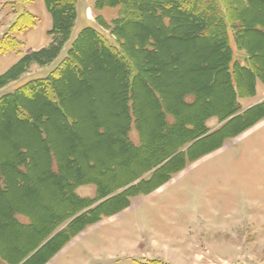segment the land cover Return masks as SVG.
Here are the masks:
<instances>
[{
	"label": "trees",
	"instance_id": "obj_1",
	"mask_svg": "<svg viewBox=\"0 0 264 264\" xmlns=\"http://www.w3.org/2000/svg\"><path fill=\"white\" fill-rule=\"evenodd\" d=\"M78 1L44 0L45 8L52 18V28L48 32L52 39L51 43L45 49L28 51L22 55L18 62L0 75V89L19 80L27 73L30 66H47L57 60L71 41L78 18ZM105 8L118 9L117 18L111 23H107L101 15L96 17V21L109 33L113 41H109L94 28H85L72 42L66 57L49 76L29 81L0 97V112L3 111V118L15 126L28 125L37 131V138L23 136L24 144L17 148L14 156L11 155L9 145L0 146V196L8 201L3 213L0 212V258L6 264H46L89 226L120 212L129 205L131 197L144 194V188L163 185L188 164L221 148L226 141L241 135L264 119V102L242 112L236 93V87L238 89L241 83H244V87L250 90L251 94L254 93L257 81L264 85V60H260L261 56L257 53L260 50V53L264 54V43L245 40V36H252L264 42V18H262L264 0L95 1V11ZM255 8L259 9L260 14L256 13ZM252 14L261 18L254 20ZM133 23L137 25L136 30L131 29ZM35 25L36 17L24 11L18 15L11 29L25 31ZM124 30L132 31L131 36L122 35ZM184 33L188 34V37L182 38ZM231 37L237 49L243 53L244 63L243 65L237 61L232 69ZM83 39L87 41V46L97 44L101 52L107 56V60L113 62L120 72L118 73L120 76L116 75V78L120 77L117 82L122 84L120 89L124 92L125 116L121 114V117L115 120L112 125L115 131L109 134L110 141L122 148V153L133 157L144 153L145 137L149 130L147 131L148 128L145 127L142 117L140 118L141 107L138 105L137 85L150 95L157 110V114L149 118L159 132V138H168L171 143L179 136L173 146H169V142L165 141L167 143L165 150L159 152L158 156H154L149 162H145L148 166L143 167L142 172L139 174L136 172L133 177L129 176L132 179L129 178L125 183L120 182L116 186H108L107 177L104 178L107 186L103 183L104 180L90 177L89 174L94 175L97 172V164L90 158L86 160L85 165L90 173H84L77 158L70 153L71 151L62 149L59 137L55 139L53 136L51 130L53 118L42 114L38 121L31 106L35 100L43 99L53 108L57 117L63 118L64 129L70 130L72 136L75 135V125L78 120L65 109L61 85L65 80L72 78L79 83L87 81L85 73L91 71V68L86 69V59L80 51ZM181 41L194 44L200 42L201 58L198 61H201L196 71L199 76L183 82V86L175 92L163 93L160 86H164L167 82L161 78L160 70L169 68L170 73H177L178 67H175L176 65L171 67V64L178 62L181 56L171 50ZM22 45L23 43L16 37H9L7 40L3 38L0 54L17 51ZM154 70L158 74L153 75ZM147 74H150V78ZM217 79L219 83L223 81L227 86V89L223 88V92L218 94L214 91L217 89ZM204 81L207 83L205 87L202 86ZM185 88H189L190 92L180 93ZM213 92L214 98L211 102L206 96ZM176 95L179 96L177 101L179 106L170 102V98L173 100ZM224 95H227V100L226 97L223 99ZM216 96H220L224 103L214 115H208L198 121L189 118L192 113L208 109ZM202 98L203 100L205 98L206 103L202 110L183 113L182 108L193 110ZM122 117L126 122L121 121ZM132 117L135 118V126L139 134V145H134L128 135ZM211 118H217L218 122L223 124L211 130L207 126V121ZM106 134L104 128H96L98 138L102 139ZM73 143L75 147L78 144L75 141ZM202 145L203 147H200ZM161 155L163 157L159 159ZM153 169L156 170L148 178L131 187H124ZM114 177L115 174L112 178ZM90 183L97 185L96 196L79 197L76 193L77 188ZM39 185L44 186V188L42 186L43 193L48 195L53 192L59 195L58 200L51 201L56 210L45 217L39 216V213L35 214L30 209L27 210L30 207L25 199L17 198L20 192L29 195L41 192ZM19 205H22L23 209L19 208ZM45 227L48 228L44 229ZM5 230L17 232L38 230L39 233L30 232V237L27 239L22 236L14 238L13 235L8 237ZM8 243L11 246H18L20 252L12 248L13 256L8 254L11 252L6 249Z\"/></svg>",
	"mask_w": 264,
	"mask_h": 264
},
{
	"label": "rangeland",
	"instance_id": "obj_2",
	"mask_svg": "<svg viewBox=\"0 0 264 264\" xmlns=\"http://www.w3.org/2000/svg\"><path fill=\"white\" fill-rule=\"evenodd\" d=\"M78 2V9L82 10L91 5L90 15L94 21L99 15L107 23H111L117 18V8H105L101 11H95L94 0H80ZM24 11L35 15V27L25 31L12 30L11 28L18 15L24 13ZM255 11L260 14L258 8H255ZM51 26V18L43 0H0V48L3 47V38L7 40L9 37H16L18 41L23 43L17 51L0 54V75L12 67L22 55L28 52L29 48L41 45L48 38V30ZM136 27L137 25L133 23L131 29L136 30ZM131 33L132 31L124 30L121 34L130 37ZM184 36L188 37V34L185 35L184 33L181 37L184 38ZM248 39L264 43L259 38L245 36L247 42ZM178 44L171 50V52H177L181 56L178 62L171 64V67L174 65L178 67L177 73H170L169 68L160 70L161 78L167 82L164 86H160L163 93L165 91L167 93L175 92L183 86V82H188L190 79L199 76L196 71L201 61H198L201 58L200 42L194 44L181 41ZM207 46L211 47L208 44ZM80 51L86 59V69L91 68V71L85 73L87 81L79 83L75 78H72L68 81L65 80L61 85L65 109L78 120L77 125H75V135L72 136L70 130L64 129L63 118L57 117L53 108L49 107L43 99L32 102L31 106L35 111L33 114L35 113L34 115L38 118V121H40V115L42 114L53 118L51 124L53 136H55V139L59 137L63 146L62 149L71 151L70 153L77 158L85 171L84 173H90L85 168L86 160L90 158L97 164V172L94 175L89 174L90 177L104 180V183V178L114 179L112 177L115 174L117 176L116 180L109 182L108 186H116L120 182L125 183L128 181L129 176L133 177L142 172V169L148 166L145 162H149L154 156H158L159 152H163L169 139L159 138V132L149 118V116L154 117L157 110L153 106L150 95L146 94L137 85L138 105L141 107L140 118L142 117L145 127L148 128L147 131L149 130L145 137V150L143 155L136 154V157L122 153V148L117 147L109 139V134L115 131L112 127L115 120H118L121 114L125 116L123 107L124 92L120 89L122 84L117 82L120 77L116 78V75L120 76L118 74L120 72L117 71L113 62L107 60V56L101 52L97 44L87 46V41L83 39ZM260 52V50L257 52L261 56L260 60H264V54ZM65 56V53L61 54L54 66H57ZM33 71L34 69L30 66L27 73H25L26 76L28 75V78L33 77ZM156 74L158 72L154 70L153 75ZM147 76L150 78V74H147ZM28 80H22L19 85ZM206 82L204 81L202 86H207ZM216 84L217 89L214 91L217 94L223 92V88L227 89L223 81L219 83L217 79ZM16 87H7L4 93L3 91L0 92V96L12 92ZM213 94L214 92L206 96L211 99V102L214 98ZM178 97L176 95L173 100L169 97L170 102L179 106ZM204 105H206L205 98L204 100L202 98L195 109L182 108V111L183 113H191L194 110H202ZM210 124L211 127L219 126L217 122ZM97 127H102L107 131L104 138L101 139L96 136ZM177 132H179L178 129ZM23 136L37 138V131L28 125L15 126L3 118V111H1L0 146L9 145L11 155L14 156L17 148L24 144ZM74 141L79 145L73 146ZM162 157L163 155L158 158L161 159ZM1 158L3 159L2 154ZM202 158L200 161L194 162L196 163L195 166L193 165L194 167L187 174L174 182L168 191H159L163 185L150 189L144 188V194L131 197L129 205L120 212L107 216L98 223L89 226L87 231H83L84 234L81 233V237H75L77 239L74 238L73 242L68 243V246H66L69 248L63 251L59 258L51 264H163L160 259L169 261L171 264H264V121L246 133L228 140L223 148L217 149L215 153ZM112 165L116 166L115 171L110 170ZM103 170H106L104 174ZM39 173L42 174L43 172ZM222 183H229L230 186L227 184L229 187L227 190L229 191L217 192L218 189L216 190L215 186ZM42 186L39 185L41 187L39 193L29 195L20 192L17 194V198L25 199L30 207L27 210L30 209L35 214L39 213V216L45 217L56 210L51 201L58 200L59 195L53 192L48 195L43 193L44 186L43 188ZM105 186L107 185L105 184ZM92 191H94V188L90 187L78 189L81 196H89ZM157 191L162 193L157 195L153 203H160L159 206L155 207L154 204L152 206L148 201L138 205L144 201L145 197L153 195ZM214 191L217 193H213ZM208 196L230 199L242 197L240 207H242V212H244L246 218V226L237 234L232 235L224 230L216 236L205 232L204 247L196 256H190L186 252V248L179 245L173 246L174 249L169 248L170 246L166 242L170 236L166 231H172V229H168L169 225L176 227L174 222L176 221L175 217L178 218V211L175 205L179 206L182 199H203ZM132 202H138L137 206L133 207L135 204L133 205ZM167 202L171 203L165 205ZM7 203L8 201L0 196L1 213H3ZM18 207L23 209L22 205ZM24 210L26 211V209ZM65 210L63 213H65ZM152 224L156 227L157 232H161V234H150L152 233L150 231ZM30 232L39 233L38 230L18 232L5 230L8 237L13 235L14 238L22 236L26 239L30 237ZM134 245H136L135 248ZM17 247L8 243L6 249L8 252L11 251L8 254L13 256L14 251H19ZM0 264L5 263L0 260Z\"/></svg>",
	"mask_w": 264,
	"mask_h": 264
},
{
	"label": "crops",
	"instance_id": "obj_3",
	"mask_svg": "<svg viewBox=\"0 0 264 264\" xmlns=\"http://www.w3.org/2000/svg\"><path fill=\"white\" fill-rule=\"evenodd\" d=\"M94 3H95V0H94ZM90 13H91V5H89V7H85L83 10L82 9L78 10V18H77L74 30L72 32L71 41L65 46V48L63 49L61 54L65 53V55H67V52L72 45V42L77 38L79 33L85 28H94L98 32H100L101 34L105 35V37L108 38L109 41L114 40L109 34L107 35V31L103 30L101 25L99 23H97L96 20L94 21L91 18ZM50 18H51V16H50ZM51 22H52V18H51ZM51 28H52V26H51ZM51 28L48 30V32L51 30ZM47 36H48V38L41 45H39V46L35 45V46L29 48L28 51H40L42 49L47 48L50 45L51 40H52L49 35H47ZM231 49H232V54H233V64L231 65V69H232V66L234 65V63L237 61H239L240 63H242L244 65L243 53L237 49L232 37H231ZM58 59H59V57L57 58V60ZM57 60H55L52 64H49L47 66L32 65V68L34 69V71H33L34 73H32L33 77L28 78L27 77L28 75L26 76V74H25L24 76L21 77V79L15 81V82H12L7 87L17 86L16 87V89H17L18 87L26 84L29 81H34V80L46 78L60 64L59 63L57 66H54V64ZM35 72H37V73H35ZM25 79H29V80L27 82L19 85L20 84L19 82H21L22 80L24 81ZM235 82H236V80H235ZM241 84H242L241 85L242 87L238 86V89L236 87V93H237V101H238L239 105L241 106L242 112H245V111H247V110H249V109H251V108H253V107L264 102V85L262 84V82H260V81L256 82L253 94L250 93V90H248L244 87V83H241ZM7 87L0 89V92L3 91V93H4V91L6 90ZM2 96H0V97H2ZM263 121H264V119L259 121L253 127H257ZM213 122L214 123L217 122L219 124V126H221L223 124V123L218 122L217 118H211L207 121V126L211 130H215L216 128L219 127V126L218 127H211L210 123H213ZM250 129H248V130H250ZM248 130H246L243 133H246ZM103 131L104 130H101V132H103ZM128 135H129L131 142L134 145H139L140 139H139V134L136 130L134 117H132L131 127H130V131H129ZM226 142L224 143V145L226 144ZM223 146L221 148H223ZM221 148H219V149H221ZM182 151H184V150H182ZM215 151H217V150H215ZM215 151L208 153L207 155L203 156V158L215 153ZM200 160H201V158L195 162H198ZM194 164H196V163L193 162V163L188 164L183 170H181L177 174L173 175L172 178L169 181H167L166 184H163V186L160 188L159 191H162V192L168 191L174 182H176L183 175L187 174V172L192 167L195 166ZM116 169H117L116 166H113V165L110 168L111 171H115ZM155 170L156 169H153V170L147 172L146 174L141 176V178H139L137 181L126 184V185H124V187L125 188L131 187V186L137 184L139 181L148 178L151 175V173L154 172ZM103 172H106V170H103ZM227 184L229 185V183H224V184L222 183L220 185H217V186H215V189L216 190L218 189L217 192H220V191L227 192V191H229V190H227V189H229ZM82 187L94 188V191H92L91 195H89V196H81L78 193V189L82 188ZM96 189H97V185H95V184H92V183L84 184V185H80L77 188L76 193L81 198H94L96 196ZM159 191H157L153 195H149L145 198L143 197L144 201L139 203V204H138V202H135V203L132 202L133 205L135 204L133 207L137 206V204L140 205V204H143L147 201L153 206V204H154L153 202L157 198V195L162 193V192L159 193ZM217 192L214 191L213 193H217ZM241 198L242 197H240L239 199H230V198H222V197H216V196H208V197H204L203 199H201V198H198V199L197 198H186V199L180 200L179 206L175 205L176 210L178 211V215H177L178 218L175 217L176 221L174 222L176 227L169 225L168 229H170V230L172 229V231H166V233H168L170 236V238L166 242L167 244H169V246H170L169 248L174 249L173 246L176 247L177 245H179L183 248H186V252L190 256H196L197 253L201 249H203V247H204L205 232H206V234H213L215 236L218 235L223 230L226 231L227 233L231 234V235L237 234L242 228H244L246 226L245 225V219L246 218H245L244 212H242V207H240ZM169 203H171V202H167L165 205H168ZM159 204L160 203L154 204V206L157 207V206H159ZM131 207H132V204H131ZM20 219L22 221H25V219L23 217H20ZM87 230H88V228L86 229V231ZM150 231L152 232V233H150L152 235H154L156 233L161 234V232H157V229L153 224L150 227ZM84 232H83V234H84ZM81 236H82V234H80L77 237H81ZM173 237H175V238H173ZM75 239H77V238H75ZM74 240H72L71 242H73ZM67 246H68V244H67ZM67 246L65 248L63 247V250H61L60 253L47 264H51V263H53V261L57 260V258H59L61 253L69 248V247L67 248ZM135 246L136 245H134V248H135ZM132 250L134 251L133 248H132ZM0 260L3 262V260L1 258H0ZM154 260H156V259H154ZM160 260H161V262H163V264H171V262H169V261L162 260V259H160ZM213 261H215V259H213Z\"/></svg>",
	"mask_w": 264,
	"mask_h": 264
},
{
	"label": "bare ground",
	"instance_id": "obj_4",
	"mask_svg": "<svg viewBox=\"0 0 264 264\" xmlns=\"http://www.w3.org/2000/svg\"><path fill=\"white\" fill-rule=\"evenodd\" d=\"M264 15V14H263ZM259 16V15H258ZM249 17H250V15H249ZM251 17L252 18H254V20H259L261 17H256V15H251ZM262 18H264V17H262ZM249 19V18H248ZM250 20V19H249ZM248 21V20H247ZM138 38H140V37H138ZM142 38V37H141ZM139 40V39H138ZM164 45V44H163ZM175 45V44H174ZM168 48V47H167ZM166 51H168V50H166ZM170 61V60H169ZM171 62V61H170ZM162 81V80H161ZM160 81V82H161ZM162 83V82H161ZM189 90V88H185V89H182L181 91H180V93H182L183 92V94H184V92H186V91H188ZM204 90V89H203ZM207 90V89H206ZM205 91V90H204ZM188 92H190V91H188ZM209 92H210V90H209ZM187 93V92H186ZM208 93V92H207ZM227 95H224V98L223 99H225V97H226ZM223 99L220 97V96H216L215 97V99H214V102H213V105L212 106H210V107H208V109H206V110H203V111H200V112H195V113H192V114H190V117L189 118H191L192 120H196V121H198L199 119H201V118H203L204 119V117L206 118V116H208V115H211V114H213L214 115V113L215 112H217L219 109H221L220 107H222L223 105H222V103H224L223 102ZM225 100H227V97H226V99ZM224 100V101H225ZM226 105V104H225ZM172 108V107H171ZM175 108V107H174ZM206 108V107H205ZM175 110H176V108H175ZM174 110V111H175ZM178 110V109H177ZM179 112V111H178ZM177 113V112H176ZM124 121V122H126V120H124V118L122 117L121 118V121ZM188 120V119H187ZM202 120V119H201ZM182 121V120H181ZM195 123V122H194ZM198 123V122H197ZM178 136V135H177ZM175 138V137H174ZM173 138V139H174ZM178 139H179V136H178V138H176V139H174L171 143H170V141H168L169 142V146L171 145V146H173L174 145V143H176L177 141H178ZM213 141H214V139H213ZM205 142V141H204ZM207 142V141H206ZM205 142V143H206ZM210 143V142H209ZM209 146V145H208ZM200 147H203V145L202 146H200ZM199 147V148H200ZM207 147V146H206ZM210 147V146H209ZM198 148V149H199ZM205 150V149H204ZM207 150V149H206ZM199 152H200V149H199ZM123 171V170H122ZM121 172V171H120ZM116 177L117 176H115L114 177V179H111V178H109L108 179V181L109 182H114L115 180H116ZM55 215H57V214H55ZM55 215H53V216H55ZM46 226V225H45ZM48 226V225H47ZM50 226V225H49ZM48 227H45L44 229H47Z\"/></svg>",
	"mask_w": 264,
	"mask_h": 264
}]
</instances>
